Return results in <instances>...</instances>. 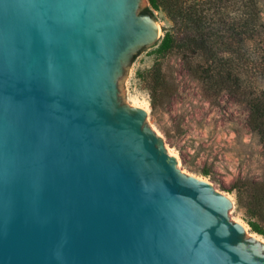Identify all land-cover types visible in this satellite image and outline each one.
<instances>
[{"label": "water", "instance_id": "obj_1", "mask_svg": "<svg viewBox=\"0 0 264 264\" xmlns=\"http://www.w3.org/2000/svg\"><path fill=\"white\" fill-rule=\"evenodd\" d=\"M143 0H0V264H264V238L122 93Z\"/></svg>", "mask_w": 264, "mask_h": 264}, {"label": "rangeland", "instance_id": "obj_2", "mask_svg": "<svg viewBox=\"0 0 264 264\" xmlns=\"http://www.w3.org/2000/svg\"><path fill=\"white\" fill-rule=\"evenodd\" d=\"M148 6V0H143L141 10ZM153 13L160 41L170 32L181 39L182 46L164 54L155 53L157 45L140 50L123 79L125 100L148 112V124L164 139L168 152L176 156L179 168L210 181L226 194L233 203L231 219L253 234L248 219L256 220L254 213L264 216V144L248 124L246 99L248 94L252 97L264 90V75L247 73L245 60L246 48L253 52L258 40L246 43L243 37L239 39L228 18L226 23L208 20L205 27L211 52L194 53L183 46L184 28L180 24L162 9ZM219 63L227 71L210 79L191 70ZM155 70H159L162 89L152 105L150 89ZM234 187L241 188V203Z\"/></svg>", "mask_w": 264, "mask_h": 264}, {"label": "trees", "instance_id": "obj_3", "mask_svg": "<svg viewBox=\"0 0 264 264\" xmlns=\"http://www.w3.org/2000/svg\"><path fill=\"white\" fill-rule=\"evenodd\" d=\"M206 2L207 4H204ZM148 3L149 6L142 12L154 16L153 10H164L175 24H180L184 28L183 46L188 50H194V53L198 50L205 53L211 52L208 46L210 35L206 32L208 20L226 23L228 18L231 21L229 23L231 30L239 39L242 40L243 37L246 43L255 38L258 40V45L253 52L252 48H246L245 70L253 75L256 73L264 75V0H148ZM200 3H203L202 7H199ZM180 40L172 33L166 32L162 41L157 45L155 53L164 54L174 48L181 47ZM191 70L194 73L198 72L199 77L204 76L207 79L217 76V74L221 76L227 71L222 63L215 66L213 64L201 65L199 69L197 66L191 67ZM154 75H156L153 81L154 86L150 89L152 105L160 96V87L162 89L158 77L159 70H155ZM246 104L250 112L248 124L264 144V90L252 97L248 94ZM234 189L238 192V203H241V188L234 187ZM252 207L253 204L250 209ZM253 216L256 220L249 218L248 225L252 232L264 236V216L259 213H254Z\"/></svg>", "mask_w": 264, "mask_h": 264}, {"label": "built area", "instance_id": "obj_4", "mask_svg": "<svg viewBox=\"0 0 264 264\" xmlns=\"http://www.w3.org/2000/svg\"><path fill=\"white\" fill-rule=\"evenodd\" d=\"M197 1H201V0H197Z\"/></svg>", "mask_w": 264, "mask_h": 264}]
</instances>
